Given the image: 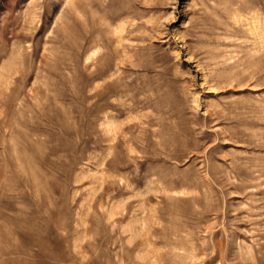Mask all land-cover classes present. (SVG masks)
I'll use <instances>...</instances> for the list:
<instances>
[{
  "label": "rangeland",
  "instance_id": "rangeland-1",
  "mask_svg": "<svg viewBox=\"0 0 264 264\" xmlns=\"http://www.w3.org/2000/svg\"><path fill=\"white\" fill-rule=\"evenodd\" d=\"M0 264H264V0H0Z\"/></svg>",
  "mask_w": 264,
  "mask_h": 264
}]
</instances>
